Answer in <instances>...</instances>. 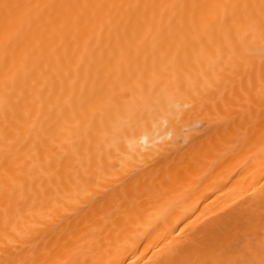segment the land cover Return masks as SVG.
<instances>
[{
    "label": "bare ground",
    "instance_id": "bare-ground-1",
    "mask_svg": "<svg viewBox=\"0 0 264 264\" xmlns=\"http://www.w3.org/2000/svg\"><path fill=\"white\" fill-rule=\"evenodd\" d=\"M0 264H264V0H0Z\"/></svg>",
    "mask_w": 264,
    "mask_h": 264
}]
</instances>
